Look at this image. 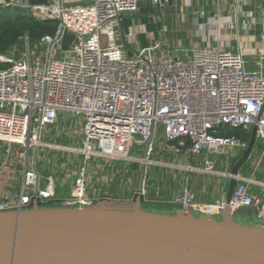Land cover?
Segmentation results:
<instances>
[{
	"label": "built area",
	"instance_id": "1",
	"mask_svg": "<svg viewBox=\"0 0 264 264\" xmlns=\"http://www.w3.org/2000/svg\"><path fill=\"white\" fill-rule=\"evenodd\" d=\"M168 2L152 0L160 6ZM14 5L58 26L55 33L41 37L39 51L25 35L20 56L0 53L6 64L0 67V143L5 155L22 162L21 168L4 163L13 176L21 173L22 188L17 200H0V212L28 209L35 203L84 207L117 200L109 193L93 197L86 192L89 161L142 160L131 154L132 148L145 144L158 126L175 151L196 155L243 145L236 136L220 135L223 127H256L264 137V55L249 68L242 49L223 45L171 50L152 44L128 54L135 41L133 32H123L121 19L137 13L140 0H51L34 5L21 0ZM66 34L68 51L62 46ZM62 113L82 120V146L44 141V129L57 123ZM43 149L82 155L83 166L69 196L58 197L52 179L40 186L35 166ZM204 170L214 172V160H207ZM245 181L256 183L238 180L230 201L224 193L213 204L200 203L185 187L173 202L182 211L207 216H219L227 207L234 214L255 209L264 216V201Z\"/></svg>",
	"mask_w": 264,
	"mask_h": 264
},
{
	"label": "crops",
	"instance_id": "2",
	"mask_svg": "<svg viewBox=\"0 0 264 264\" xmlns=\"http://www.w3.org/2000/svg\"><path fill=\"white\" fill-rule=\"evenodd\" d=\"M50 1L27 0L29 5ZM67 1L75 4L91 0ZM18 2L21 0H0V9ZM121 26L125 34L133 32L135 43L128 47V54L152 44L171 50L194 45H223L233 51L242 49L249 68H255L260 56L264 55V0H169L163 6L154 5L152 0H140L139 11L124 14ZM82 126L81 119L62 113L57 123L44 129L43 139L66 145L59 141L81 139ZM218 133L236 136L243 141V145L224 147L219 151L205 150L198 155L177 152L167 144L163 128L158 126L147 153L146 143L141 146L140 161L119 169L118 160L91 159L86 192L93 197L109 193L117 198L98 203L103 206L132 208L141 198L142 208L146 211L176 213L182 208L173 200L183 193L185 187L194 192L200 203L213 204L222 194L228 196L232 193L238 180L249 179L256 182L245 181L249 191L264 201V186L261 184L264 183V137L258 134L255 127H223ZM4 146L0 143V200H17L22 188L21 173L13 176L4 163L8 165L11 162L21 168L22 162L18 156L5 155ZM51 153L53 155L42 151L37 156L35 167L40 173V186L46 187L52 179L56 184V195L67 197L73 191L75 175L83 166V157L80 160L79 155L68 158L62 152ZM207 160H214V172L204 170ZM143 167L145 176L140 188ZM237 214L243 224L258 226L264 223V216L255 209Z\"/></svg>",
	"mask_w": 264,
	"mask_h": 264
},
{
	"label": "water",
	"instance_id": "3",
	"mask_svg": "<svg viewBox=\"0 0 264 264\" xmlns=\"http://www.w3.org/2000/svg\"><path fill=\"white\" fill-rule=\"evenodd\" d=\"M0 264H264V223L238 222L229 207L149 212L141 198L132 208L35 203L0 212Z\"/></svg>",
	"mask_w": 264,
	"mask_h": 264
},
{
	"label": "trees",
	"instance_id": "4",
	"mask_svg": "<svg viewBox=\"0 0 264 264\" xmlns=\"http://www.w3.org/2000/svg\"><path fill=\"white\" fill-rule=\"evenodd\" d=\"M0 53L20 56L25 45L24 36L38 41L44 34H53L57 30V22L32 14L30 10L16 5H9L0 9ZM6 66L0 61V67ZM43 207H57V204L47 203ZM197 216H200L198 214Z\"/></svg>",
	"mask_w": 264,
	"mask_h": 264
},
{
	"label": "rangeland",
	"instance_id": "5",
	"mask_svg": "<svg viewBox=\"0 0 264 264\" xmlns=\"http://www.w3.org/2000/svg\"><path fill=\"white\" fill-rule=\"evenodd\" d=\"M19 7H21V6H19ZM0 15H2V14L0 13ZM22 42L25 45L24 40ZM30 46L33 49L37 50V51L41 50V45L39 44V40L38 41H34V42L31 40V45ZM62 46H63V50H65V51L69 50V48H70V36L68 34H66L64 39L62 40ZM10 55H12V54H10ZM59 142H62L64 144H66V145H73V146H76V147L83 145L82 140L80 139V137L76 138L75 141L70 139V140H63V141H59ZM141 149H142V147L135 146V147L132 148L131 154L134 155V156H138L140 154ZM30 151H31V157H32L34 155V149L33 148L30 149ZM42 151H45V152L49 153L50 155H53L51 153L53 151H50V150L48 151L47 149H43ZM42 151L40 150L39 153H42ZM60 153H58V155H61ZM64 155H65V157L68 156V158H70V156L74 157L76 154H70V153L67 152ZM79 159L82 160V156L81 155H79ZM134 162L135 161H132V162L120 161V162H117V164L120 166V167L118 166L119 169H122L121 167H123L125 165L128 166V164H132ZM54 204H57L58 206H61V205H59L60 204L59 202H55ZM196 215H198V214H196ZM235 215L237 216V221L240 222V220H238L239 219V216H238L239 214H235Z\"/></svg>",
	"mask_w": 264,
	"mask_h": 264
}]
</instances>
